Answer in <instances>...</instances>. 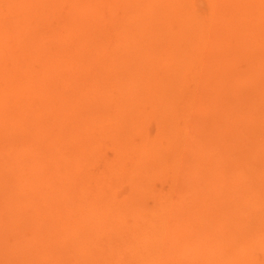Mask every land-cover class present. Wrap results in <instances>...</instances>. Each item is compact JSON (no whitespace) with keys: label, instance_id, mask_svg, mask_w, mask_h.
Listing matches in <instances>:
<instances>
[{"label":"bare ground","instance_id":"6f19581e","mask_svg":"<svg viewBox=\"0 0 264 264\" xmlns=\"http://www.w3.org/2000/svg\"><path fill=\"white\" fill-rule=\"evenodd\" d=\"M201 1L0 0V264H264V0Z\"/></svg>","mask_w":264,"mask_h":264},{"label":"rangeland","instance_id":"374dc122","mask_svg":"<svg viewBox=\"0 0 264 264\" xmlns=\"http://www.w3.org/2000/svg\"><path fill=\"white\" fill-rule=\"evenodd\" d=\"M197 1H198V2H197ZM196 2H197V3H196ZM198 3H199V4H198ZM195 4H196L197 7L199 6L200 8H202V9H200V10H205V3H204L203 1H201V0H200V1H199V0H195ZM200 5H201V6H200ZM202 5H203V6H202ZM106 148H107V149H106ZM109 148H110V145H107V144H106V146L102 149V151H103V152L106 151L105 153H107V151H108V153L111 154V152H112V151H111L112 147H111L110 149H109ZM86 162H87V161H86ZM86 162H85V163H86ZM89 164H90V163H89ZM89 164L87 163L88 166H87L86 164H84V165H86V166H85L86 168H89V166H90V168H92V166L89 165ZM93 168H94V166H93ZM160 180H161V181H160ZM170 180H171V179L168 180V179H166V178L164 179V178L161 177V179H160V178H158L157 180L155 179L154 184H155L157 187H159V186L161 185V183L163 182V185H162V186H163V189H165L166 184L170 183ZM164 183H165V184H164ZM168 186H170V185H168ZM155 188H156V187H155ZM166 188H167V187H166ZM160 189H161V188H160ZM160 189H159V190H160ZM163 189H162V190H163ZM163 191H164V190H163ZM161 192H162V191H161ZM162 193H163V192H162ZM142 196H143V195H142ZM144 197H145V196H144ZM144 197H143V198H144ZM146 197H148V196H146ZM146 197H145V198H146ZM145 198H144V200H146ZM149 198H151V197H149ZM151 199H152V198H151ZM142 200H143V199H142ZM146 201H147V200H146ZM149 201L151 202L150 199H149ZM100 236H101V235H100ZM3 254H4V252L0 249V258H1V256H2ZM2 257H3V256H2ZM0 263H1V262H0ZM86 264H92V263H86Z\"/></svg>","mask_w":264,"mask_h":264}]
</instances>
